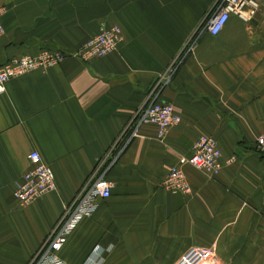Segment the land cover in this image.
<instances>
[{
  "label": "crops",
  "instance_id": "crops-1",
  "mask_svg": "<svg viewBox=\"0 0 264 264\" xmlns=\"http://www.w3.org/2000/svg\"><path fill=\"white\" fill-rule=\"evenodd\" d=\"M215 2L0 0V64L42 48L69 53L101 25L115 24L122 37L103 56H65L5 82L0 264L32 262L96 158L171 65L159 100L179 121L161 139L153 124H142L122 145L105 174L109 196L75 225L56 256L62 264L98 254L100 264H169L196 246L209 248L218 264H264V152L255 146L264 136V6L246 21L230 15L212 36L204 27ZM200 135L215 140L219 172L183 164L188 192L167 191V169L191 154ZM30 150L50 167L54 189L20 205L13 190Z\"/></svg>",
  "mask_w": 264,
  "mask_h": 264
},
{
  "label": "built area",
  "instance_id": "built-area-1",
  "mask_svg": "<svg viewBox=\"0 0 264 264\" xmlns=\"http://www.w3.org/2000/svg\"><path fill=\"white\" fill-rule=\"evenodd\" d=\"M260 6H264V0H216L213 12L207 19L204 29L213 36L222 29L230 15L246 21L255 14ZM2 12L3 10L0 8V16ZM2 32L0 21V36ZM121 40L118 26L115 24L101 25L94 35L69 53L42 48L34 55L24 54L11 57L0 64V93L4 91V84L10 78L34 70L43 71L59 63L65 56H75L82 61L103 56L114 50ZM172 70L173 66L171 65L165 73L159 75L152 82L145 93L142 104L133 112L114 144L96 158L72 200L63 207L51 230L35 252L33 264H62V261L56 256V251L75 225L83 217H88L93 213L98 201L109 196L111 183L106 179L105 173L113 164L122 145L137 135L142 124H153L156 138L161 139L166 129L179 121L172 106L159 100L161 88L167 83ZM255 146L260 152H264V136H258L255 139ZM219 156V150L212 137L198 136L191 145V154L188 157H180L177 164L167 169L162 179L163 188L170 192H188L189 187L180 166L188 164L207 174L215 175L221 167ZM25 158L26 169L15 183L13 190V196L20 205L28 204L54 189L52 171L47 164L41 161L38 152L30 150L26 153ZM187 251L192 252L190 254L193 257L191 264L199 263L202 257L212 256L210 249L206 247L192 246ZM86 258L82 264H100L102 260L100 254Z\"/></svg>",
  "mask_w": 264,
  "mask_h": 264
},
{
  "label": "rangeland",
  "instance_id": "rangeland-1",
  "mask_svg": "<svg viewBox=\"0 0 264 264\" xmlns=\"http://www.w3.org/2000/svg\"><path fill=\"white\" fill-rule=\"evenodd\" d=\"M107 172V171H106ZM106 174V173H105ZM192 252H188L187 250L181 251L177 253L174 257L170 258L169 264H191L192 256H190ZM35 261V258L32 260L31 264ZM218 264L217 261L214 260L213 256L202 257L201 261L196 264Z\"/></svg>",
  "mask_w": 264,
  "mask_h": 264
}]
</instances>
